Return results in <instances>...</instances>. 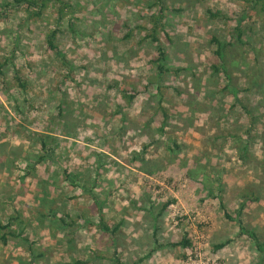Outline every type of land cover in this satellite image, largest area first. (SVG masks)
<instances>
[{"label":"rangeland","instance_id":"rangeland-1","mask_svg":"<svg viewBox=\"0 0 264 264\" xmlns=\"http://www.w3.org/2000/svg\"><path fill=\"white\" fill-rule=\"evenodd\" d=\"M159 7L163 72L146 37ZM214 36L237 45L230 77ZM0 63V221L23 233L0 238V264H264L239 225L264 246V15L249 0H51L40 16L0 0Z\"/></svg>","mask_w":264,"mask_h":264},{"label":"trees","instance_id":"trees-1","mask_svg":"<svg viewBox=\"0 0 264 264\" xmlns=\"http://www.w3.org/2000/svg\"><path fill=\"white\" fill-rule=\"evenodd\" d=\"M17 4H23L28 12L29 15H33V16H40L43 14V10L44 8L48 5V2L51 0H15ZM249 2L251 3V6L254 9H257V11L264 15V0H249ZM165 8L164 7H159L158 10L156 12H153L152 15L150 16V23L152 24L151 28H150V32L149 34L146 35V37L150 38L153 42L156 43V47H157V52H158V57H157V61H158V68L159 71L163 72L165 71L167 68L165 67V61L167 59V51L166 48L164 47L162 40L160 38L159 35V31L160 28L165 26V22L164 19L166 18V14H165ZM210 14L212 17L216 18L219 17L220 19L224 18L223 14H221V12H217L214 13L210 10ZM243 27V20H239L238 25L236 26V38H237V43L238 44H242L244 42L243 40V35H244V31L242 29ZM55 32L52 34V36H55ZM212 41L214 43L217 44V49L215 50V54L218 56V59L221 61L220 63L214 64L213 68L214 71L216 73L220 72L223 70V72L225 71L228 75V77H230L231 75L227 72V62H229V59L227 57L228 56V49L230 47H235L237 45H235V43L233 42H227V41H223L221 39H219L218 37L214 36ZM49 43L52 47L55 48L54 42H53V37L50 38ZM236 48V47H235ZM235 48L233 50V52H229L230 57H232V55L235 53ZM230 51V50H229ZM233 58V57H232ZM4 63H0V69L1 67H3ZM253 78H256L255 76H253ZM258 79V78H256ZM262 82L257 80V82L254 85H261ZM231 81H230V84ZM249 143L247 142L244 145V148L242 149L244 156H246V154H248L250 152L249 150ZM47 145L46 142H43V148H45ZM45 159V156H40L38 159V163H41L43 160ZM137 159H142L143 161H145L143 158H137ZM259 200V196H257L255 193L253 192H247L242 194V203H241V210L242 207L246 206V204L250 203V202H254V201H258ZM168 207V205H165L163 209H166ZM229 218H232L230 215H228ZM18 215L15 216H11L9 217V221L7 223H3L2 221H0V232H2L3 234L0 236L1 240L3 241L4 244H8L10 237H21L23 236V233H19L17 232L15 229H13V225H14V221L18 220ZM63 225L65 223V219H62ZM70 224H65L64 226H69ZM73 225V224H72ZM239 225L241 226L242 229V233H248L249 236H251L254 240H256L257 242H260L259 246L261 247L262 250H264V246L263 243L261 242V238L259 237V235L257 234V232H254L252 230H247L245 225L243 224L242 221H239ZM101 227L105 230V231H110V228L107 224L105 223H101ZM227 242H223L221 244H218L216 246V249H221L225 246ZM174 246H183V247H190L192 246V242L190 239L185 238L182 242H175L173 243Z\"/></svg>","mask_w":264,"mask_h":264}]
</instances>
